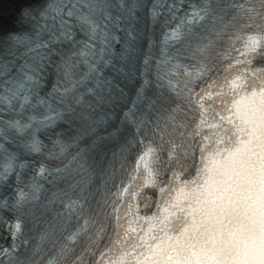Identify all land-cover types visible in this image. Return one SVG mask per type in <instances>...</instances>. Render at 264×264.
<instances>
[{
    "label": "snow or ice",
    "instance_id": "obj_1",
    "mask_svg": "<svg viewBox=\"0 0 264 264\" xmlns=\"http://www.w3.org/2000/svg\"><path fill=\"white\" fill-rule=\"evenodd\" d=\"M203 10L199 9V8H190L189 14L187 16V23L190 25L194 22L199 23L200 21H202L205 17L202 14ZM156 15V12L153 11V16ZM182 24H177L176 28L171 30V35L167 37V39L169 40H178L181 37V32H180V28H181ZM264 39V35H255V34H248L245 36L244 38V42H243V52H241L240 54L244 57L243 61H237V63H246L249 66L253 65L255 60L257 59L258 56L264 55V47H262L261 45V40ZM229 67H231V65H229ZM244 71H251L254 73L255 78L259 81V87L261 89V91H264V67H259V68H252L249 67L248 69H245ZM25 78L28 81H35V77H33L30 74L25 73ZM84 79H87V75L84 77ZM227 86L230 88H238L240 87L243 83L247 82V78L244 76H237L234 75L231 77V79L229 78H225ZM97 85L100 84V81L97 80ZM171 83V82H170ZM24 84L20 85V88H23ZM223 88L224 84H220L217 85L216 81L213 80L209 83L207 90H203V95H200V99L199 100H194V102L200 107V109L202 111H206L204 104H203V100L205 98L207 99H212L214 95H222L221 92H216L213 93L212 89L213 88ZM30 88V85H29ZM62 91H67V89H62ZM89 93H91L93 91L92 88L88 89ZM25 99H27V97H25ZM82 99V97H81ZM49 119H52L51 117H49ZM52 122L55 123V120L52 119ZM79 139V138H78ZM39 141H36L33 144V151L36 153L40 152V146H39ZM59 144V141L57 142ZM68 150V146L67 145H61L60 146V153L64 154L66 153ZM153 151L152 148L148 149V153H151ZM78 155V154H77ZM73 160H75V157L72 158ZM72 161H69V164H71ZM21 167H23V165H21ZM80 168H83V165L81 164L79 166ZM8 170L11 171V164H9L8 166ZM78 169H73V171H77ZM45 171L44 167L42 166L39 170L40 174H43ZM57 171H62L61 169H57ZM155 181L152 180V184H154ZM34 188H36L37 191H39V188H37L36 185H33ZM77 187L76 183H73L71 185L72 189H75ZM81 191H83V189H81ZM127 191V190H125ZM159 191L161 193L164 192V188L161 187L159 189ZM21 199H23V197L26 195V193H21ZM119 198H120V193L118 194ZM135 198V195H133V199ZM67 208L71 209V211L69 212V216H71L72 212H75L76 209L78 207L81 206L80 204V200L78 199H73V198H69V202L65 205ZM115 213H117V217H116V228L120 229V231H118L116 233L117 239H115L114 244L115 245H122L121 248L123 249L120 253V255L116 258L110 261V264H161V261L159 260H153V257H158L161 255V253L163 251H165V249L160 247V244H157L155 246H150L151 247V252L149 254H145L144 252H140L137 253V249L141 248V247H149L148 243H147V233H145L144 236H139L138 235V231L136 227H133L134 224H138V221H140L142 218L139 216L138 212H139V208L138 206H134L133 204H129L127 209L123 212V216H121L120 210L118 209V207L114 208L113 210ZM124 217H131V219L127 220V225L128 227L125 228L122 220ZM144 219L149 220L150 222L156 220L157 218L155 216L153 217H146ZM165 220L162 219L161 223H164ZM88 221L85 220V225H87ZM151 227H155V224H150V228ZM14 229L15 231L12 233V238L15 239V236L17 233H19L21 231V224L20 222H16L14 225ZM84 229V226H82L81 230ZM101 231H103V229H101ZM121 231L123 232V237H121ZM150 231V229H149ZM79 235V231L77 232H73L70 236L67 237V239L69 241L76 239V237ZM99 235V234H98ZM155 238V237H152ZM132 240L133 242L131 244L128 245L127 248H124V245L127 244V242L129 240ZM169 239H171V237H169ZM163 243V242H161ZM64 248L67 249L68 251H71V248L69 247L68 244L64 245ZM90 250V249H89ZM19 249L13 245L12 250L10 251L9 249L5 248L2 251H0V256H3L5 254H7L10 258L13 257V254L18 252ZM108 252H112L114 251L113 248H109L107 249ZM172 253L173 254H177V250L175 247L172 248ZM83 256V253L80 254V256L77 257V260H81ZM104 256V253H101V257ZM129 257H131V259H129ZM172 257L169 256L168 259H171ZM48 264H53V261H49ZM83 264V261H82ZM97 264H101L100 260L97 261ZM104 264H106V262H104ZM107 264H109V261H107Z\"/></svg>",
    "mask_w": 264,
    "mask_h": 264
},
{
    "label": "bare ground",
    "instance_id": "obj_2",
    "mask_svg": "<svg viewBox=\"0 0 264 264\" xmlns=\"http://www.w3.org/2000/svg\"><path fill=\"white\" fill-rule=\"evenodd\" d=\"M19 0H0V22L13 11Z\"/></svg>",
    "mask_w": 264,
    "mask_h": 264
},
{
    "label": "clouds",
    "instance_id": "obj_3",
    "mask_svg": "<svg viewBox=\"0 0 264 264\" xmlns=\"http://www.w3.org/2000/svg\"><path fill=\"white\" fill-rule=\"evenodd\" d=\"M73 264H75V262H73Z\"/></svg>",
    "mask_w": 264,
    "mask_h": 264
}]
</instances>
